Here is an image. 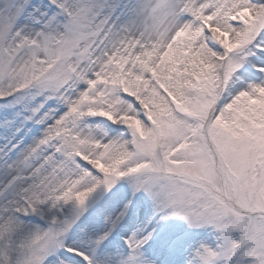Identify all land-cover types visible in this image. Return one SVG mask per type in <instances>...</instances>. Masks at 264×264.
<instances>
[{
	"label": "snow or ice",
	"instance_id": "1",
	"mask_svg": "<svg viewBox=\"0 0 264 264\" xmlns=\"http://www.w3.org/2000/svg\"><path fill=\"white\" fill-rule=\"evenodd\" d=\"M0 264H264V0H0Z\"/></svg>",
	"mask_w": 264,
	"mask_h": 264
}]
</instances>
